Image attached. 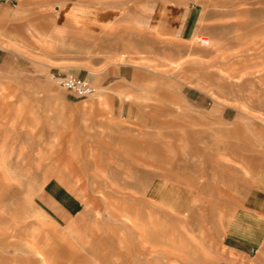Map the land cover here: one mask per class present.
<instances>
[{"label":"rangeland","instance_id":"374dc122","mask_svg":"<svg viewBox=\"0 0 264 264\" xmlns=\"http://www.w3.org/2000/svg\"><path fill=\"white\" fill-rule=\"evenodd\" d=\"M65 1L0 42V264H264V0Z\"/></svg>","mask_w":264,"mask_h":264},{"label":"crops","instance_id":"0c3cea01","mask_svg":"<svg viewBox=\"0 0 264 264\" xmlns=\"http://www.w3.org/2000/svg\"><path fill=\"white\" fill-rule=\"evenodd\" d=\"M55 1L60 2V4L66 2L65 0H6L5 3H0V42L6 43L11 42L14 39H29V34L31 32L46 31V26L51 27L48 31L52 33L71 31L79 33L86 31V35H88L91 32L89 27L93 26V19L87 20V24L85 25H69L56 21L60 10L59 7L53 5V2ZM51 7L53 8L54 13L57 14L54 16L55 18L53 17L54 14L50 12ZM86 15L93 16V14H88V12H86ZM70 27H73V29H70ZM2 52L4 53V51L0 49V53ZM73 76L88 80L87 76ZM118 76L124 80L127 79V77L121 75L120 69L118 70ZM235 238L233 245L225 246L226 251L230 256H233L235 260L233 259V262L231 260L229 262L221 261L218 264H249L247 251L249 242L242 237Z\"/></svg>","mask_w":264,"mask_h":264},{"label":"built area","instance_id":"2783aa9c","mask_svg":"<svg viewBox=\"0 0 264 264\" xmlns=\"http://www.w3.org/2000/svg\"><path fill=\"white\" fill-rule=\"evenodd\" d=\"M5 1L6 0H0V3H5ZM53 80L59 88L80 98H87L94 93L92 86L86 79H80L68 75L62 77H53Z\"/></svg>","mask_w":264,"mask_h":264},{"label":"bare ground","instance_id":"6f19581e","mask_svg":"<svg viewBox=\"0 0 264 264\" xmlns=\"http://www.w3.org/2000/svg\"><path fill=\"white\" fill-rule=\"evenodd\" d=\"M199 41H200V43L202 44V45H204V44H207L208 43V40L207 39H199ZM201 75V74H200ZM207 76L206 77H210V74H206ZM209 75V76H208ZM212 75V74H211ZM36 242V241H35ZM47 243V242H46ZM37 250V249H36ZM42 253L41 252H37L36 253V256L37 257H39V258H41L42 257ZM27 263H29V261L27 262Z\"/></svg>","mask_w":264,"mask_h":264}]
</instances>
